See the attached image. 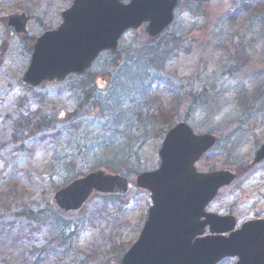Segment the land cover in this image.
<instances>
[{"label": "rangeland", "instance_id": "rangeland-1", "mask_svg": "<svg viewBox=\"0 0 264 264\" xmlns=\"http://www.w3.org/2000/svg\"><path fill=\"white\" fill-rule=\"evenodd\" d=\"M70 2L0 0V264H120L151 206L149 192L134 182L159 164L166 131L160 120L152 131L154 113L218 137L197 162L200 171L238 169L253 146L230 134L234 119L258 108L253 96L262 97L264 0H180L155 38L144 26L127 31L117 53H101L87 74L30 87L21 77L32 41L56 29ZM23 10L31 12L25 35L8 36L7 18ZM147 48L168 52L156 69L134 64ZM98 166L129 179L124 197L94 194L72 216L53 207L56 190ZM246 185L222 191L211 209L243 204V217ZM13 186L18 199L3 207ZM28 204L43 212L42 221L20 214Z\"/></svg>", "mask_w": 264, "mask_h": 264}, {"label": "water", "instance_id": "water-1", "mask_svg": "<svg viewBox=\"0 0 264 264\" xmlns=\"http://www.w3.org/2000/svg\"><path fill=\"white\" fill-rule=\"evenodd\" d=\"M205 2L209 0H195ZM178 0H72L61 12V23L36 38L21 81L38 86L62 81L87 71L103 51L115 50L122 34L146 24L150 37L173 21ZM28 10L8 17L9 36L24 34ZM216 136L195 134L183 121L164 135L158 149L159 166L143 171L135 185L150 192L151 207L137 240L122 255L120 264H216L237 257L235 264H264V221L245 223L240 230L229 217L205 213L217 191L229 185L228 171L198 173L195 163L216 142ZM264 158V144L254 162ZM129 180L98 169L70 181L52 196L53 206L72 216L82 213L88 199L98 195L125 196ZM203 218V220H201ZM208 226L210 235H201Z\"/></svg>", "mask_w": 264, "mask_h": 264}, {"label": "flooded vegetation", "instance_id": "flooded-vegetation-1", "mask_svg": "<svg viewBox=\"0 0 264 264\" xmlns=\"http://www.w3.org/2000/svg\"><path fill=\"white\" fill-rule=\"evenodd\" d=\"M261 99L256 98L255 105H259L256 109L255 106L252 107L251 112L243 113L242 118L234 119L232 122V130L230 134L232 136L238 135H245L247 139H251L253 144L251 152L249 156L245 159V161L241 162L238 169L229 170L225 169L235 175L234 181L226 186L222 187L216 197L211 201L205 208L207 213H214L216 215L229 217L230 222H232V228L224 235H228L229 233L238 231L245 223H252L255 221H264V158L261 159L259 162L254 163V159L256 157L257 150L264 144V82H263V89L261 91ZM218 138V137H217ZM198 170V169H197ZM199 172H203L198 170ZM243 177L245 180H242V183L239 182L240 178ZM239 182V184H237ZM247 184V191L243 197V199L250 202L249 205L250 209L244 214L243 217H240L239 214L240 208H243L242 205H236L235 208H230L225 211H215L211 209V206L215 203L219 195L225 189H230L236 186L235 189L240 190L242 185ZM249 187V188H248ZM250 200V201H249ZM246 208L248 209V207ZM203 220V219H201ZM263 227L261 228L264 230V222ZM208 226H205L204 231L201 235H196L195 238L202 237L208 235ZM230 259L233 261V264L236 262V257H227L222 259L219 263ZM218 263V264H219Z\"/></svg>", "mask_w": 264, "mask_h": 264}, {"label": "trees", "instance_id": "trees-1", "mask_svg": "<svg viewBox=\"0 0 264 264\" xmlns=\"http://www.w3.org/2000/svg\"><path fill=\"white\" fill-rule=\"evenodd\" d=\"M112 54H116L117 52H111ZM168 55V52H166L164 49L160 50L158 48H147L144 50V52L142 53V55L140 56V58H137L135 61V65L136 66H140L142 68H149L151 69L152 67H154L155 69L160 65H162L165 57ZM156 65V66H155ZM87 74V73H86ZM87 94V93H86ZM91 94H87L85 97L88 98ZM158 120L161 121V124L163 125L162 128H160V132L163 133L165 132L168 128L171 127L172 125V120L169 118L166 119V117L163 114L160 113H154L153 114V129L152 131H159L158 127ZM44 122H46V120L44 119ZM39 127V126H38ZM162 134H160L159 136H161ZM101 166H98L95 169H101ZM103 167H105L106 169H111L112 172H118V168L115 166V164L112 165H108L105 164ZM9 191H12V196L10 195V197H4L3 202H1V204L3 205V207H9L11 201L17 200L18 198H16L14 196V192L17 191V186H13V188H10ZM29 199V198H28ZM1 205V206H2ZM22 215H24L27 219H33L36 220L38 222L42 221L41 215L43 214V212L39 211L38 209H36L34 206L31 205H26V206H21V213ZM43 251H45V247L42 248Z\"/></svg>", "mask_w": 264, "mask_h": 264}]
</instances>
